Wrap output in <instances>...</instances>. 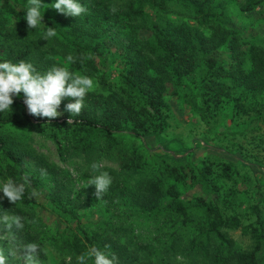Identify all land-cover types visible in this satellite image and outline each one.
Returning <instances> with one entry per match:
<instances>
[{"label":"trees","instance_id":"trees-1","mask_svg":"<svg viewBox=\"0 0 264 264\" xmlns=\"http://www.w3.org/2000/svg\"><path fill=\"white\" fill-rule=\"evenodd\" d=\"M52 2L43 0L44 25L29 29L23 18L29 0H0V60L30 62L40 73L67 67L92 78L94 88L79 114L66 110L75 100L66 98L56 118L32 116L22 95L11 113H0V182L26 186L16 204L0 198V232L11 236L0 239L5 264L24 260L29 243L39 246L37 264H46L49 246L61 254L57 264H77L92 247L115 264H264V200L245 208L234 201L245 190L239 167L261 170L264 178V159L245 153L249 164L196 165L150 152L142 142L167 133L168 99L183 101L206 128L204 137L224 110L233 121L245 116L246 133L260 132L264 41L242 49L247 41L228 22V10L251 12L264 0H81L87 12L79 18L58 13ZM184 13L193 25L181 20ZM47 27L57 34L46 41ZM108 62L116 65L114 79ZM33 139L52 144L54 163ZM203 140L209 146L214 139ZM101 162L110 168L100 170ZM100 172L112 184L98 200L88 181ZM195 187L200 195L181 198ZM91 209L97 219L88 217ZM15 217L21 226L9 228ZM233 231L247 237V248L237 247Z\"/></svg>","mask_w":264,"mask_h":264},{"label":"rangeland","instance_id":"rangeland-1","mask_svg":"<svg viewBox=\"0 0 264 264\" xmlns=\"http://www.w3.org/2000/svg\"><path fill=\"white\" fill-rule=\"evenodd\" d=\"M228 11V22H230V24H232L233 26H236L238 29L242 30V41H247L244 42L245 47H242V49H245L249 43H255L259 40L262 42L264 41V21L261 20V18L264 17L263 6H259L253 11L247 13H235L232 12L231 9ZM179 17L183 22L185 21L189 25L194 24L193 19L187 16L186 13H184L183 16ZM227 55L229 56L228 53ZM224 61L226 60L224 59ZM105 71L112 79L117 76L116 65L112 62H108ZM262 97L263 99H261ZM258 100L264 101V91L262 92V95L259 96ZM167 104L169 123L171 125L167 133L160 136H149L142 138V142L150 152H160L163 154H167L174 158H180L184 162L189 160L191 163H194L196 165H199V163L206 161L221 163L227 161L238 162L239 160L244 162V164H249L251 160L245 158V153L252 154L253 157H258L257 159L259 161H262L264 159V125H261L259 127V133L255 131L246 133L245 124L240 125V123L245 121V116L239 119L235 117L236 120L233 121L231 119L232 114H230L228 110H224L219 113V116L217 118L219 123L214 132L204 137L203 135L206 132V128L201 122L197 121L196 117H194L188 110V108L183 105V101L181 99H168ZM211 137H213L214 140H212L210 145L207 146L203 139H210ZM252 138H254L255 140L253 141ZM34 141H36V143H34ZM40 143L41 146L39 145ZM183 146L187 147L188 149ZM33 147L37 149L39 153L44 155L45 158H47V161L52 163L56 161V158H54V149L50 142H43L42 140L39 141L33 139ZM97 167L100 170L110 168V163L101 162ZM239 168V173L242 176V187H244L245 190L241 193H238L234 201H238L241 204V208H245V202L252 204L256 203L259 200L263 201V172L261 170L253 168ZM245 174L247 176H245ZM73 175H75V172L73 173ZM85 179L86 176L78 182L79 185H82L83 182H86ZM248 179L251 180V183H249ZM228 183L231 185L230 182ZM235 187L238 188L239 185H236ZM200 194L201 192L197 187L184 189L182 191L181 198L187 200ZM262 206V217L264 220V205ZM236 208L241 213H243L244 209L241 210L238 207ZM87 214L88 217L92 219H97L98 215H100V213L98 211H95V209L89 210ZM43 218L44 220H48L47 225L50 226V223L53 221V219L49 218L48 214L46 216L43 215ZM245 218V216L241 215V219L244 223ZM231 234L235 239L238 248L245 249L248 247L249 244L247 237L241 234L240 231H233ZM0 239L2 241H11V236L6 232L1 231ZM46 251V264H57L61 255L58 249L54 248L53 246H49L46 247ZM11 264H24V260L22 259L18 262L14 261Z\"/></svg>","mask_w":264,"mask_h":264},{"label":"clouds","instance_id":"clouds-1","mask_svg":"<svg viewBox=\"0 0 264 264\" xmlns=\"http://www.w3.org/2000/svg\"><path fill=\"white\" fill-rule=\"evenodd\" d=\"M43 0H29L24 8V20L29 29H36L44 25L42 23L45 8ZM58 13L69 17L79 18L87 12V8L81 0H53L48 5ZM56 27H47L43 39L49 40L56 36ZM67 62H74V57L68 56ZM94 88V81L87 75L74 74L67 67H52L45 73H40L30 62L20 61L13 63L0 60V113H11L14 98L23 96L30 115L49 120L56 118L60 113L57 109L62 100L75 98L74 102L66 104V110L70 114H79L86 95ZM112 184V177L107 172L90 177L88 186H95L94 195L99 200ZM0 193L10 203L16 204L25 197L26 186L23 182L7 179L0 182ZM34 196L35 193L33 192ZM8 221V218H4ZM15 224L20 227V218L15 217L8 223L11 228ZM37 243H29L25 248L24 264H37ZM71 257H69V261ZM91 260L94 264H115V257L109 256L99 248L92 247L87 252L76 257L77 264H88ZM0 264H5V258L0 256Z\"/></svg>","mask_w":264,"mask_h":264}]
</instances>
